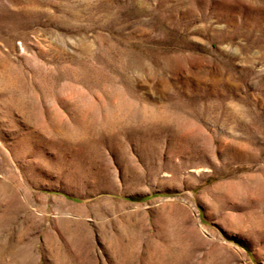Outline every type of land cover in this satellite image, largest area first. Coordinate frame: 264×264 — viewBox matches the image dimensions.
<instances>
[{"label": "rangeland", "instance_id": "rangeland-1", "mask_svg": "<svg viewBox=\"0 0 264 264\" xmlns=\"http://www.w3.org/2000/svg\"><path fill=\"white\" fill-rule=\"evenodd\" d=\"M4 55L0 264H264V0H0ZM110 89L139 109L116 128ZM51 95L74 133L9 105ZM174 112L206 144L173 136Z\"/></svg>", "mask_w": 264, "mask_h": 264}, {"label": "bare ground", "instance_id": "bare-ground-1", "mask_svg": "<svg viewBox=\"0 0 264 264\" xmlns=\"http://www.w3.org/2000/svg\"><path fill=\"white\" fill-rule=\"evenodd\" d=\"M10 41L11 40H9L7 42V44H10L11 43ZM6 58H7L6 55H4L5 62H3L2 60L0 61V66H1L0 67V85H2L3 88L6 90V92H8L10 94V92H11L10 88L16 82V78H17V80H19L21 77L14 76V72H15L14 67H11V65L7 63ZM142 62H145V60H142ZM137 63H141V62L138 61ZM145 63H147V62H145ZM81 67H82L81 70L79 69L80 67L78 69H79L80 74L83 77V76L87 75L88 71H87V67H85V66H81ZM101 74H103V73H101ZM88 76H89V73H88ZM98 78H99V76H98ZM97 80L99 82L100 78ZM112 89H110V90H112ZM107 92L108 91L106 90V93ZM109 94H110V96L119 97V99H118L119 101L117 100V102H115V104L112 105V107L109 106V108H107L109 110L107 112L106 118L103 119V121H104L103 124L105 125V127L116 128L117 127L116 125L119 121L118 119H119L120 114L126 115L129 117L128 119H131L132 117H135L134 115L139 109L136 110L135 103L131 100H128V98H125L124 97L125 93L121 92L120 89L119 90H112V92H110ZM44 98L51 101L50 105H48L49 102L44 101V102H42L41 106L39 107L40 103L37 105V101L34 100L35 98H30L28 100V103H27V99L24 97H12L10 99L9 105L11 108H13L15 105L17 107H20L22 105H23L22 107L26 106V109H28L26 111L27 112L26 117H28L32 120L34 119L35 123H37V125H39L40 129L42 128L44 131H48V130L53 129V130L58 131V132L60 130H66V131H69L70 133H74V131H76L75 127H72L69 124V122L65 121L64 118L62 116H60L59 112H57L55 110V108L53 107L52 100L53 99L56 100L55 95H51L50 97H44ZM79 101L81 102L80 110H82L84 108L85 109L90 108V107L92 108V110L94 112L93 113L94 118H92L91 122H94V124H101L100 119H99V115L97 113L99 106L95 105L91 101H88V99L80 98ZM174 107H176V105H173L172 108H174ZM8 110H11V109H8ZM166 110H160V109H158V107H155V106L154 107L152 106L150 108H146V107L142 106V108L140 109V112H142V114L147 113L148 115H153L155 117V119L157 118L158 120L166 121L167 116H165L164 115L165 113H163ZM47 112L50 114L52 113L58 120H56V119L55 120H50V119L48 120L47 119L48 116L46 118V116L44 115ZM115 114L117 115V118H112V119L110 118L109 119L110 116H114ZM173 115L174 116L171 115V119H173L176 122V128L174 130L173 136L176 137L177 135H180L182 138H185L186 140H189L190 138L192 139V137L195 138L196 141H199L200 139H202V141L206 144L207 140L205 138V135L203 134V131L201 130V128H199L195 124V122L190 120V118L189 119L188 118H182V116H180V114L178 112H174ZM148 121L149 120H147V122ZM144 122H146V121H144ZM234 149H238V148H234ZM244 152L245 151H243V154H244ZM262 184L263 183L259 179L257 182V185L254 189L257 193H261L260 198L264 202V186ZM225 187L231 193H234V194L246 192V191H251V188L245 182H232V183L227 184V186H225ZM12 193H14V192L13 191L10 192V194L7 196H9L11 198V196L14 195ZM117 252L119 254L123 253V251L121 249ZM183 258H184V260H186L185 263L181 259V257H170L169 262H170V264H190V262H188V259H189L188 257H183Z\"/></svg>", "mask_w": 264, "mask_h": 264}]
</instances>
